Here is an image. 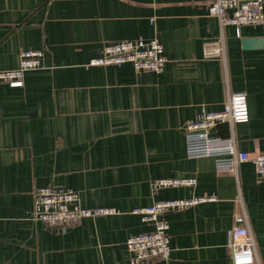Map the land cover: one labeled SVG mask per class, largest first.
Returning a JSON list of instances; mask_svg holds the SVG:
<instances>
[{"label":"crops","instance_id":"0c3cea01","mask_svg":"<svg viewBox=\"0 0 264 264\" xmlns=\"http://www.w3.org/2000/svg\"><path fill=\"white\" fill-rule=\"evenodd\" d=\"M210 1L0 0V69L15 67L24 49L42 51L21 85L0 81V264H128L126 238L152 228L131 209L191 195L212 198L162 214L170 253L154 264H232L238 224L254 235L252 264H264V177L252 160L234 173L185 154L186 120L202 106L220 109L230 90L245 91L249 111L232 124L236 147L264 149V21L223 25L225 58H205L203 41L220 32ZM155 35L161 71L89 63L105 43ZM248 37L262 41L246 46ZM209 134L227 136L229 125ZM189 175L193 186H153ZM43 185L115 211L50 226L30 216Z\"/></svg>","mask_w":264,"mask_h":264},{"label":"built area","instance_id":"2783aa9c","mask_svg":"<svg viewBox=\"0 0 264 264\" xmlns=\"http://www.w3.org/2000/svg\"><path fill=\"white\" fill-rule=\"evenodd\" d=\"M208 12L218 19L220 32L213 39L202 44L205 58H225V40L222 27L233 24H256L264 21V0H211ZM229 11V12H228ZM41 49H24L19 54L18 64L9 69H0V81L16 86L23 83L25 71L41 66ZM166 56L163 45L155 35L151 38H125L105 43L100 54L89 59L92 65H105L129 61L136 71H161ZM249 117L246 93L243 90L227 91L220 109L208 110L205 107L186 120L184 124L185 154L187 157L211 156L218 169L237 172L238 165L251 159L259 178L264 177V149L252 156L236 147L232 130L234 122L246 121ZM229 125L227 136L211 135L209 129L217 123ZM196 183L194 175L183 177H161L153 181L154 187L168 185H189ZM208 195H191L154 200L152 203L133 207L140 220L150 222L147 231L130 234L126 240L129 252L128 264H154L157 258H166L170 253L167 222L162 214L167 211L181 210L197 202L210 199ZM114 207L81 205L78 193L69 187L43 185L34 189L32 195L31 218L65 229L86 216L114 212ZM228 250L232 264H252L257 261L256 241L248 224L233 225L230 230Z\"/></svg>","mask_w":264,"mask_h":264},{"label":"water","instance_id":"95a60500","mask_svg":"<svg viewBox=\"0 0 264 264\" xmlns=\"http://www.w3.org/2000/svg\"><path fill=\"white\" fill-rule=\"evenodd\" d=\"M258 41L257 42H255V40L252 38V37H248V38H244L243 39V42H244V44L246 45V46H250V45H252V44H259L261 41H262V39H257Z\"/></svg>","mask_w":264,"mask_h":264}]
</instances>
